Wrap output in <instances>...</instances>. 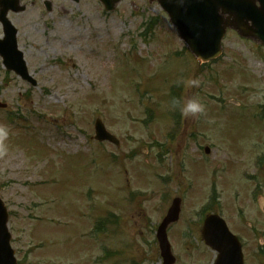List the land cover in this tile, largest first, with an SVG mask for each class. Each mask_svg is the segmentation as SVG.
<instances>
[{"label": "rangeland", "instance_id": "rangeland-1", "mask_svg": "<svg viewBox=\"0 0 264 264\" xmlns=\"http://www.w3.org/2000/svg\"><path fill=\"white\" fill-rule=\"evenodd\" d=\"M46 1L49 10L44 8ZM22 4L26 10L15 21L18 46L36 85L4 71L0 62V102L6 104L0 109V196L11 213L8 226L19 261L30 251L23 264H105L101 249L117 250L134 241L139 242L140 257L147 256L144 264H160L155 246L143 243L152 244V227L164 215L169 196L180 194L181 161L205 163L196 179L200 185L210 181L209 189L216 187L220 197L214 207L229 223L242 211L255 229L252 233L235 227L245 249L264 251V245L260 248L252 238L255 232L264 234V216L248 196L259 182L244 176L256 172L254 159L249 165L245 159L252 146L259 152L264 138L263 114L255 109L264 105V48L229 30L221 57L199 66L185 54V45L157 0H120L110 13L99 0ZM142 24L150 27L145 38L139 37ZM190 79H198L200 86H186ZM177 81L181 104L195 98L205 105L208 120L199 133V122L193 119L201 116L184 118L177 105L178 120L170 111L169 88ZM139 83L146 94L142 104L132 90ZM146 98L154 107V118L143 125L139 119L148 107ZM232 100L236 101L231 106ZM7 112L16 122L7 123ZM96 117L118 138V148L93 140ZM230 139L232 151L222 142ZM206 145L210 154L205 156L201 148ZM234 148L244 156H237ZM109 155L116 157V164ZM220 163L226 174L211 181L210 169ZM242 163L249 168L244 170ZM237 165L239 169L232 170ZM167 166L175 169L172 181L166 182L170 186L163 183ZM198 187L194 184L192 189ZM123 189L127 193L135 189L145 197L136 207L126 199L119 204ZM207 193L189 211L197 210ZM186 204L191 205L187 200ZM106 212L123 216L124 222L91 236L93 222ZM185 229L186 222H179L168 231L173 252L186 248ZM38 243L41 248L35 250ZM245 256L247 264L258 261L246 252ZM203 263L210 264V258ZM180 264H186L184 256Z\"/></svg>", "mask_w": 264, "mask_h": 264}, {"label": "water", "instance_id": "water-1", "mask_svg": "<svg viewBox=\"0 0 264 264\" xmlns=\"http://www.w3.org/2000/svg\"><path fill=\"white\" fill-rule=\"evenodd\" d=\"M104 1L108 3L107 0ZM159 3L168 14L170 22L179 31L180 38L199 61H207L219 55L220 41L226 28H233L241 36L254 39L264 45V0H159ZM13 34L12 30V37ZM11 49L16 54L14 38ZM0 54L6 67H13V70L22 78L31 80L26 72L21 53L18 52L20 67H17L8 43L0 44ZM95 133L97 140H109L117 144L99 120L95 125ZM178 210L179 200L175 199L157 230V240L164 264L173 262L166 228L177 219ZM6 221V211L0 200V264H15L13 253L8 245L9 234L5 227ZM218 231L220 234L227 232L225 227ZM203 234L206 241L214 247L213 233L208 229V222ZM229 241L230 264H241L239 247L233 239Z\"/></svg>", "mask_w": 264, "mask_h": 264}, {"label": "clouds", "instance_id": "clouds-1", "mask_svg": "<svg viewBox=\"0 0 264 264\" xmlns=\"http://www.w3.org/2000/svg\"><path fill=\"white\" fill-rule=\"evenodd\" d=\"M188 87H199L200 81L198 79H190L186 82ZM175 103L180 105L179 111L184 118L197 117L205 112V105L198 99L188 98L181 104L180 100H176ZM6 135V133H4Z\"/></svg>", "mask_w": 264, "mask_h": 264}, {"label": "flooded vegetation", "instance_id": "flooded-vegetation-1", "mask_svg": "<svg viewBox=\"0 0 264 264\" xmlns=\"http://www.w3.org/2000/svg\"><path fill=\"white\" fill-rule=\"evenodd\" d=\"M16 13H12V12H9L8 13V17H11V16H13V15H15ZM260 193V191H257L256 192V195H258ZM243 223L245 224V221H243ZM197 229H199V225H197V226H195ZM200 227H201V225H200Z\"/></svg>", "mask_w": 264, "mask_h": 264}]
</instances>
